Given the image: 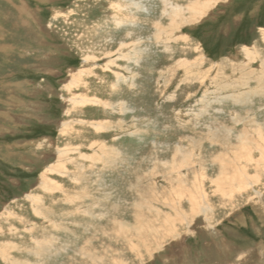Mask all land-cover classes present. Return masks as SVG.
<instances>
[{"label":"rangeland","instance_id":"obj_1","mask_svg":"<svg viewBox=\"0 0 264 264\" xmlns=\"http://www.w3.org/2000/svg\"><path fill=\"white\" fill-rule=\"evenodd\" d=\"M263 130L264 0H0V264H264ZM221 154L243 190L211 183ZM195 176L212 211L136 259Z\"/></svg>","mask_w":264,"mask_h":264},{"label":"bare ground","instance_id":"obj_2","mask_svg":"<svg viewBox=\"0 0 264 264\" xmlns=\"http://www.w3.org/2000/svg\"><path fill=\"white\" fill-rule=\"evenodd\" d=\"M205 1V0H204ZM202 2V1H201ZM196 3V2H195ZM190 4V3H189ZM199 4V3H198ZM192 5V4H191ZM188 6V5H187ZM195 7H196V4H195ZM194 7V8H195ZM197 8V7H196ZM192 9V8H191ZM196 10V9H195ZM194 10V11H195ZM190 13V12H189ZM200 15L199 13H196V14H194V19H196V15ZM190 18V17H189ZM193 18V17H192ZM191 19V18H190ZM198 19V18H197ZM263 38V37H262ZM123 43V42H122ZM125 43V42H124ZM250 49H252V48H250ZM247 51V50H246ZM253 53V52H252ZM247 54V53H246ZM260 55V54H259ZM250 57V56H249ZM255 57V56H254ZM257 57H258V55H257ZM255 60V59H254ZM235 70V69H234ZM190 71V70H189ZM190 73V72H189ZM192 73V72H191ZM263 77V76H262ZM80 99H77V100H74V102H72V103H75V104H77L78 103V101H79ZM84 102H85V100H81L80 101V104H84ZM254 121V120H253ZM256 125V124H255ZM260 130H262V128H259ZM137 131V130H136ZM256 131H257V128H256ZM63 132V131H62ZM259 132V131H258ZM257 132V133H258ZM72 133V132H71ZM68 135V134H67ZM258 135L260 136V141L259 142H261V144H258V145H256L254 142H253V144L255 145V148L258 150V152H259V158H255L254 157V155H252L251 153H249V151H248V154H246V152H247V149L248 148H246V147H244V146H242V145H236L234 148H231V152H230V154H233L234 155V157H235V159H236V156L238 157L239 155H241V152L243 153L244 152V154H246L247 156L245 157L246 158V160H247V162L249 161V164L250 165H254L255 166V169L257 170V172L258 171H260L261 169H260V167H261V165L262 164H264V130L263 131H260L259 133H258ZM244 140V139H243ZM49 142V141H48ZM250 142V141H249ZM244 143V142H243ZM99 145V144H98ZM249 145V144H248ZM80 149V148H79ZM64 150V149H63ZM67 150V149H66ZM71 150V149H70ZM61 151V150H60ZM60 151H58V152H60ZM189 153V152H188ZM240 153V154H239ZM61 154V153H60ZM69 154V153H68ZM249 154H250V156H249ZM62 155V154H61ZM60 155V156H61ZM64 155V154H63ZM62 155V156H63ZM71 155V154H70ZM231 156V155H230ZM116 158V157H115ZM104 159V158H103ZM75 160V159H74ZM217 160V162L220 164V166H219V176H218V178L216 179V180H212V184L216 187H219L220 188V185H222V184H224L225 186H227V189H228V187L230 186L231 188L230 189H232V192H236L237 191V189L238 188H236V184L237 183H235L236 182V180H238L237 182H240L241 184H242V186H240L239 188L241 189L243 186H247L248 184H246V185H243V183L245 182V179H246V177H247V170H246V167H239V166H241V165H236L235 163H233V162H228V163H226L227 161H229V159L227 158V156H225V155H223V154H221L220 156H218V158L216 159ZM241 160V159H240ZM60 161V160H59ZM234 162H238V161H234ZM107 163H108V161H107ZM240 164V163H239ZM243 166H245V165H243ZM249 166V165H248ZM110 167V166H109ZM253 166H251V168H252ZM174 168V167H173ZM250 168V169H251ZM64 170V169H63ZM67 171V170H66ZM70 171V170H69ZM201 171V170H200ZM252 171V170H251ZM255 172V171H254ZM48 173H49V171H46L44 174H43V180H42V189L43 190H45V191H48V193H49V191H52L53 189H55L56 187L55 186H57V185H55V183H53V182H50L48 179ZM202 174V173H201ZM207 174V173H206ZM246 174V175H245ZM259 174V173H258ZM261 174H262V172H261ZM260 174V175H261ZM217 176V175H216ZM257 176H259V175H257ZM61 177V176H60ZM180 177V176H179ZM206 177V176H205ZM249 177V176H248ZM248 177H247V181H248ZM183 178V177H182ZM203 178H204V176H203ZM251 178H252V176H251ZM258 178V177H257ZM257 178H256V180H257ZM184 179V178H183ZM185 179H186V177H185ZM184 179V180H185ZM208 179V178H207ZM170 180V179H169ZM181 180V179H180ZM187 180V179H186ZM198 178H197V176H195V181L193 182V183H190L189 182V184H191V186L189 185V188H188V184L186 183L185 184V186L183 185V188H182V183L180 182L179 183V185H180V188H177L176 186V188H171V192H173L176 196H179V198L181 199L182 197L181 196H183L184 195V191H185V196H187L186 194H188V198L187 199H189V200H191V205H190V209H189V213L187 212H183V211H177V213H174V214H176V216L175 217H172L171 215H165V213L164 214H162V212H157L156 213V216L155 215H153V216H155V217H157V219H155L156 221V224H158V225H161L160 226V228H158V227H156V225H155V227L156 228H154L153 226H152V228L150 227V226H148L147 224H145V222H143V227H141L140 225H137L133 230L135 231L134 232V235H132V237L130 236V234H128L130 237H131V246L132 245H134L133 247H132V249H130L131 251L130 252H132L134 255H135V257H136V259H138V260H140L141 261V259L140 258H142L143 257V255H141L140 254V251L144 248L145 250H146V252L149 254V253H151L150 251H149V247H148V244L147 243H149L150 242V240H149V238L150 237H152V238H154V239H152L154 242H161V239L162 240H164V241H166L167 239H173V238H177L178 237V235H179V229L177 228V224H182L185 220H186V222L188 221V220H190V219H193L197 214L199 215V213L200 214H207L208 213V211H212V210H209L210 208H207V206H206V208L205 209H202L203 207H201V205L200 204H198V201H197V192H200L201 190L200 189H202L201 188V185H204V184H200L199 182H198ZM211 180V179H210ZM253 180V179H252ZM255 180V182L253 183L252 182V184L250 185V186H254V185H256V184H259V182H258V180L256 181ZM182 181V180H181ZM174 182H176V181H174ZM183 182V181H182ZM188 182V181H187ZM58 183V182H57ZM170 184H172V182L170 183ZM211 184V185H212ZM239 184V183H238ZM241 184H239V185H241ZM143 185V184H142ZM176 185H177V183H176ZM170 187V186H169ZM173 187V186H172ZM223 187V186H222ZM165 188V187H164ZM188 188V189H187ZM245 188V187H244ZM243 188V189H244ZM62 189V188H61ZM222 189V188H221ZM235 189H236V191H235ZM243 189H241V190H243ZM246 189H247V187H246ZM245 189V190H246ZM239 190V189H238ZM165 191V190H164ZM194 192H195V194H194ZM52 193H53V191H52ZM60 193V192H59ZM64 193V192H63ZM166 193H168L167 192V190H166V192H165V194ZM239 193V192H238ZM46 194V193H45ZM61 194V193H60ZM65 194V193H64ZM183 194V195H182ZM200 194H201V192H200ZM216 194V193H215ZM226 194H228V193H226ZM225 194V195H226ZM229 194H230V192H229ZM234 194V193H233ZM196 195V196H195ZM204 195H205V193H204ZM221 195H223V194H221ZM41 196V195H40ZM170 196V195H169ZM206 196V195H205ZM64 197H66V195L64 196ZM141 196H139V198H140ZM200 197V196H199ZM34 198V197H33ZM206 198V197H205ZM232 198V197H231ZM259 198V197H258ZM71 199V198H70ZM60 201V200H59ZM71 201H72V199H71ZM255 201H257V200H255ZM254 201V202H255ZM66 202H67V200H66ZM32 203V202H31ZM55 203V202H54ZM181 203V202H180ZM258 204V203H257ZM52 205V204H51ZM75 205H76V203H75ZM74 205V206H75ZM177 205V204H176ZM232 205H233V203H232ZM39 206V205H38ZM57 206V205H56ZM155 206V205H154ZM151 208V207H150ZM137 209V208H136ZM162 209V208H161ZM160 209V210H161ZM153 210V209H152ZM89 211V210H88ZM96 211V210H95ZM77 212V211H76ZM80 212H81V210H80ZM197 212H199V213H197ZM41 213V212H40ZM77 213H79V212H77ZM76 213V214H77ZM51 215V214H50ZM89 215V214H88ZM141 215V214H140ZM42 216V215H41ZM71 216V215H70ZM93 216V215H92ZM105 216V215H104ZM135 216V215H134ZM142 216V215H141ZM146 216H148V215H146ZM44 217V216H43ZM50 217V216H49ZM69 217V216H68ZM94 217V216H93ZM137 217H139V213H138V216H136L135 218H137ZM67 218V217H66ZM101 218V217H100ZM145 218H147V217H145ZM196 218V217H195ZM208 218V217H207ZM45 219H46V217H45ZM138 219V218H137ZM142 219V218H141ZM153 219V218H152ZM23 220V219H22ZM48 220V219H47ZM139 220V219H138ZM45 221V220H44ZM49 221V220H48ZM57 221V220H56ZM120 221V220H119ZM142 221V220H141ZM144 221H145V219H144ZM206 221V220H205ZM47 222V221H46ZM113 222V221H112ZM122 222V221H121ZM153 222V221H152ZM154 222V223H155ZM53 223V222H52ZM57 223V222H56ZM55 223V224H56ZM69 223V222H68ZM139 223H141V222H139ZM50 224V223H49ZM72 224V223H71ZM110 225L112 224L111 223V221H110V223H109ZM128 224V223H127ZM142 224V223H141ZM152 224V223H151ZM39 225V224H38ZM66 225V224H65ZM33 226V225H32ZM47 226V225H46ZM49 226H51V225H49ZM57 226V225H56ZM115 226V225H114ZM118 226V225H117ZM43 227V226H42ZM58 227V226H57ZM63 228V227H62ZM59 229V228H58ZM64 229V228H63ZM32 230V229H31ZM31 230L29 231L30 233H31ZM43 230V229H42ZM55 230H56V228H55ZM72 230V229H71ZM12 231V230H11ZM16 230H14V232H15ZM36 231V230H35ZM17 232V231H16ZM15 232V233H16ZM28 232V233H29ZM58 232V231H57ZM67 232V231H66ZM118 232H120V230L118 231ZM130 232H132V231H128V232H126V231H123L122 229H121V233H130ZM152 233V234H151ZM72 234H74L73 232H72ZM110 235V234H109ZM151 235V236H150ZM153 235V236H152ZM46 236V235H45ZM96 236V235H95ZM123 236H124V234H123ZM54 237V236H53ZM77 237V236H76ZM104 237V236H103ZM119 237V235H117V238ZM46 238V237H45ZM44 238V239H45ZM39 239V238H38ZM55 239V238H54ZM121 239H122V237H121ZM127 239H129V237L127 238ZM166 239V240H165ZM89 240V239H88ZM42 241V240H41ZM49 243H50V241L49 240H47ZM170 241V240H169ZM35 242V241H34ZM33 242V244H35ZM37 242V241H36ZM89 242H91V241H89ZM52 243V242H51ZM86 243V242H85ZM123 243V242H122ZM37 244V243H36ZM45 244H47V243H45ZM88 244V243H87ZM91 244H93V243H91ZM8 245V244H7ZM55 245V244H54ZM104 245V244H103ZM127 245V244H126ZM161 245V244H160ZM50 246V245H49ZM85 246V245H84ZM91 246V245H90ZM130 246V247H131ZM159 246V245H158ZM22 247H23V245H22ZM46 247V246H45ZM52 248H54L53 246H51ZM87 247V246H86ZM92 247V246H91ZM125 247V246H124ZM160 247V246H159ZM7 248H10L11 250H13V251H16V250H18L19 248H18V246H15V245H13V246H10L9 245V247H7ZM50 248V247H49ZM109 248V247H108ZM1 249V248H0ZM9 249V250H10ZM25 249V248H24ZM34 249V248H33ZM44 249V248H43ZM83 249V248H82ZM85 250H86V248H84ZM104 249V248H103ZM156 249H157V247H156ZM164 249V248H163ZM2 250V249H1ZM29 251H31V250H29ZM55 251V250H54ZM80 251V250H79ZM118 251V250H117ZM120 251V250H119ZM123 251V250H122ZM20 252V251H19ZM32 252V251H31ZM36 252V251H35ZM51 252V251H50ZM52 252H53V250H52ZM76 252V251H75ZM92 252V251H91ZM33 253V252H32ZM78 253V252H77ZM90 253V252H89ZM93 253V252H92ZM114 253H116V252H114ZM122 253V252H121ZM20 254V253H19ZM80 254V253H79ZM85 254V253H84ZM98 254V253H97ZM109 254V253H108ZM111 254V253H110ZM118 254V253H117ZM117 254H116V256H117ZM38 255H40V254H38ZM95 255H96V253H95ZM122 255V254H121ZM125 255V254H124ZM127 255V254H126ZM125 255V256H126ZM4 256V255H3ZM58 256V255H57ZM83 256V255H82ZM98 256V255H97ZM109 256H111V255H109ZM108 255H107V257H109ZM124 256V257H125ZM34 257H36V256H34ZM89 257V256H88ZM94 257V256H93ZM115 257V256H114ZM122 257V256H121ZM10 258V257H9ZM41 258V257H40ZM86 258V257H85ZM98 258V257H97ZM123 258V257H122ZM15 259V258H14ZM79 259V258H78ZM88 259V258H87ZM87 259H85L86 261H87ZM101 259V258H100ZM105 258H103V260H104ZM107 259V258H106ZM109 259H110V257H109ZM114 259V258H113ZM117 259V258H116ZM116 259H114V261L116 260ZM84 260V261H85ZM91 260V259H90ZM119 260V259H118ZM7 261V260H6ZM12 261V260H11ZM106 261H108V260H106ZM111 261V260H110ZM120 261V260H119ZM51 262V261H50ZM77 261H75V263H76ZM112 262V261H111ZM116 262V261H115ZM114 262V263H115ZM5 263V262H4ZM9 263V262H8ZM11 263V262H10ZM12 263H13V261H12ZM16 263V262H15ZM18 263V262H17ZM30 263V262H29ZM33 263V262H32ZM38 263V262H37ZM73 263V262H72ZM82 263H83V261H82ZM104 263V262H103ZM110 263V262H109ZM31 264V263H30ZM84 264V263H83ZM88 264V263H87ZM113 264V263H112Z\"/></svg>","mask_w":264,"mask_h":264}]
</instances>
